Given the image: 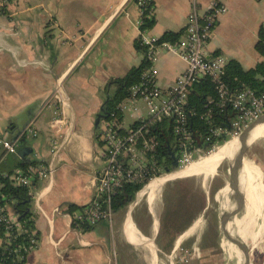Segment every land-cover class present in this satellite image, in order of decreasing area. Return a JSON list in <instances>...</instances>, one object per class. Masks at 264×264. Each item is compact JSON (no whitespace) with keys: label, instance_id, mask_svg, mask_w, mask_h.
Here are the masks:
<instances>
[{"label":"crops","instance_id":"0c3cea01","mask_svg":"<svg viewBox=\"0 0 264 264\" xmlns=\"http://www.w3.org/2000/svg\"><path fill=\"white\" fill-rule=\"evenodd\" d=\"M152 1L155 22L149 34L160 38L182 31V38L192 5L204 11L212 0ZM220 1L227 11L216 21L206 55H221L251 69L262 60L254 47L264 24V0ZM137 18L135 0L0 4V137L16 147L8 153L0 146V172L32 162L53 170L30 181L29 211L39 239L23 264H177L182 250L190 253L188 264H224L207 228L204 193L174 203L178 184L163 197L169 180L161 183L152 201L142 192L146 188L139 190L127 206L114 211L111 223L72 226L69 207L81 208L93 200V177L104 164L101 135L106 122L100 113L113 93L111 81L143 61L134 48ZM184 69L177 55L161 51L153 68L156 84L171 87ZM137 105V112L123 111L124 128L146 118L142 103ZM30 123L33 135L27 129ZM189 177L183 180H193ZM223 193L225 198L228 191ZM7 210L17 217L10 206ZM235 220L226 226L233 233L241 227V236L244 225L241 218ZM243 242L242 254L247 251Z\"/></svg>","mask_w":264,"mask_h":264},{"label":"built area","instance_id":"2783aa9c","mask_svg":"<svg viewBox=\"0 0 264 264\" xmlns=\"http://www.w3.org/2000/svg\"><path fill=\"white\" fill-rule=\"evenodd\" d=\"M6 0H1L3 5ZM151 0H135L138 18L137 40L146 49L143 60L148 65L142 72L140 81L130 89V96L123 101L119 109L123 112L127 108L138 111V102H141L146 111V118L138 117L136 127L124 128L122 123L111 120L105 123L102 132L105 160L103 167L93 177L94 198L85 206L83 211H76L70 215L72 226L78 228L81 223L94 226L99 222H112L113 211L111 208V196L124 183L143 184L142 191L148 200L156 197L155 191L150 184L155 180L163 179L162 183L171 174L183 171L191 164L199 161L207 155L216 151L226 142L236 138L241 131L250 123L257 120L264 113V91L256 95L253 91L245 89L237 95H231L222 82L227 60L221 55L208 57L206 45L215 28L216 21L227 8L220 0H212L206 10L200 11L195 4L192 5L187 17L185 35L176 43L167 41L160 42L159 38L150 35L148 31H141L140 25L143 16L153 12V7L148 9ZM161 51L171 52L177 55L185 64L173 85L169 88H160L155 81L154 63ZM208 77L215 84L219 97V108L231 104L232 116H226L223 122H215L211 112L205 113L203 118L207 125V133L191 131L189 126L190 117L195 113L187 109V99L192 86ZM209 101L208 104H211ZM223 119V118H222ZM57 122V120L55 121ZM169 122L172 126L175 138L174 157L176 167L170 171H163L153 166H148L146 154L154 152L158 146L155 136L148 135L150 130L158 123ZM32 124L27 127L33 135ZM122 129L123 133L120 132ZM147 135V136H146ZM140 146L137 147V145ZM0 146L8 153H15V144L0 137ZM28 172L16 169L10 179L17 186H29L30 176L45 178L53 170L39 165L29 167ZM29 175V176H28ZM148 187V189H147ZM141 188V189H142ZM0 224L6 228L8 241L11 234H27L30 243L23 248L27 253L34 250L38 240L34 237L35 231L22 228L15 216L9 214L7 206H0ZM9 243V242H8ZM190 253L180 251L176 261L177 264H188Z\"/></svg>","mask_w":264,"mask_h":264},{"label":"trees","instance_id":"16d2710c","mask_svg":"<svg viewBox=\"0 0 264 264\" xmlns=\"http://www.w3.org/2000/svg\"><path fill=\"white\" fill-rule=\"evenodd\" d=\"M153 6L154 3L151 0L147 7L151 9ZM148 11L145 12L139 27L141 31H149L155 22L153 12L147 13ZM182 34V31L165 32L159 38V41H167L174 44L180 39ZM134 48L143 55L146 52L145 47L140 45L138 40L134 42ZM254 48L262 60L253 68L244 70L239 62L233 59L227 62L221 79L227 87L229 94L237 95L245 89L253 91L256 95L264 91V24L258 29L257 42ZM147 65V61L143 60L138 67L132 68L124 77L111 81L113 93L104 101L100 113V118L103 121L108 122L115 119L119 123H122L123 112L119 109V106L130 96L131 87L140 81L142 72ZM209 101H212V103L208 104ZM216 104L219 105V97L215 84L210 78L204 77L192 86L187 99V109L195 113L190 117L189 121L191 131L194 133L198 131L203 135L207 133V125L203 118L205 113L211 112L213 120L218 123L223 122L226 116H232L233 109L231 104H227L223 108H219ZM136 126L137 122L131 125L133 128ZM120 132L123 133L122 129ZM148 135L155 136L158 141V146L155 151L146 154L148 166L154 165L156 168L163 171L172 170L171 153L175 151V138L173 136L171 124H169V122L158 123L150 130ZM96 138L99 140V137ZM138 143L139 145H137V147L140 146V142ZM39 165L40 164L37 162H32L30 164L22 163L18 165L17 169L29 173V167H36ZM14 171L7 174L0 172V206H10L17 215V221L21 224L22 228L26 229L29 233L30 231H35L34 221L31 219V211H29V191L31 184L28 187L15 185L14 181L10 179ZM32 179H37V177L31 175L30 180ZM142 187L143 184L124 183L121 185L111 196L112 211L114 212L127 206ZM188 196V193L178 190L172 196V201L174 203H183ZM84 208L85 206L81 208L70 206L69 211L72 214L76 211H83ZM89 227L91 226L81 223L78 228L86 229ZM6 231L8 230H6L5 226L0 224V264H23L29 254L23 250V248L29 246V237H27V234H17L14 231L11 234V241H8ZM34 237L37 240L39 239L36 231ZM213 237H216V235H213Z\"/></svg>","mask_w":264,"mask_h":264},{"label":"rangeland","instance_id":"374dc122","mask_svg":"<svg viewBox=\"0 0 264 264\" xmlns=\"http://www.w3.org/2000/svg\"><path fill=\"white\" fill-rule=\"evenodd\" d=\"M254 141H252L253 143L244 155V161L239 172L238 185L244 197L242 211L239 216L242 220L241 223L244 225V234L237 236L242 242L245 240L247 243L249 264H261L262 257L264 256V135L256 138V141ZM205 154L207 156L206 151L204 152ZM223 160L218 161V156L216 155V170L212 177L203 178L201 175H187L186 177L193 176V180L187 183L185 182L186 180H183L186 179L183 176L176 177L181 178L178 180L169 179L165 184L163 197L168 198L170 192L176 188L177 184L180 187L179 191L182 190L191 197L192 195H195L194 197H200L199 193H204L206 198L205 205L208 207L206 210L207 228L211 231L209 233L210 235H216L214 237L216 257L218 259L220 258L224 264H237V259L232 254L233 251L235 253L236 249L227 243L228 241L224 237L221 228V214L223 209L225 208L224 212L230 211L233 204L231 191L227 190V196L224 198L223 192L226 189L225 185L228 181V167L227 162ZM172 175H169V177ZM229 221L231 223L232 218ZM233 222H236V220ZM241 229V227H237L238 232L236 233H241ZM223 230L229 231L228 226ZM228 248L231 249V252Z\"/></svg>","mask_w":264,"mask_h":264},{"label":"water","instance_id":"95a60500","mask_svg":"<svg viewBox=\"0 0 264 264\" xmlns=\"http://www.w3.org/2000/svg\"><path fill=\"white\" fill-rule=\"evenodd\" d=\"M262 115H264V113ZM255 121H253L247 127H245L241 131V133L236 138H234L233 141L236 144V150H234L233 154L230 157H227L226 159L223 160L227 162V167H228L227 168L228 181L226 182L225 187H226V190L231 191L232 193L233 204H232V209H231L232 211L230 212L232 221L240 218L239 215L242 211L243 202H244L243 193L240 190L239 186L237 185L236 178L234 175V165L236 164L237 161L241 159L244 160V155L246 151L248 150L249 146L253 143L252 142L253 135L252 133H250L249 129L255 123ZM171 158H172V168L174 169L176 167V158L174 157V153H171ZM221 226H222L221 227L222 232L224 233V237L226 238L228 243L231 244L236 249V253H234V256L237 259V264H246V260L249 259L248 253L244 249L245 253H243L244 255L242 254L241 240L237 236L236 232L233 233L234 228L232 229L231 232L226 231V230L224 231L222 217H221Z\"/></svg>","mask_w":264,"mask_h":264},{"label":"bare ground","instance_id":"6f19581e","mask_svg":"<svg viewBox=\"0 0 264 264\" xmlns=\"http://www.w3.org/2000/svg\"><path fill=\"white\" fill-rule=\"evenodd\" d=\"M249 131L253 135L252 141L264 135V115H262L261 117L257 119V121H255V123L250 127ZM233 140L234 139L226 142L224 145L220 146L216 151L206 156V157H211V158L204 157L205 159L194 162L193 164H191L189 167H187L183 171L173 174L171 177L168 176L166 179L168 180L174 179L179 176L186 177L187 175H195V176L201 175L203 176V178L212 177L216 170V164H215L216 155L218 156V161H221L228 155L233 154L234 150H236V144ZM243 161L244 160L242 159L237 161L234 167V175L236 178L237 185H238L239 172H240ZM162 181L163 179H159L150 184L151 189L155 191V193H157V190L161 186ZM224 211H225V208L223 209L222 213H224ZM230 212L221 214L222 221H223V229H225L227 223L230 224V222H228V219L231 217Z\"/></svg>","mask_w":264,"mask_h":264}]
</instances>
